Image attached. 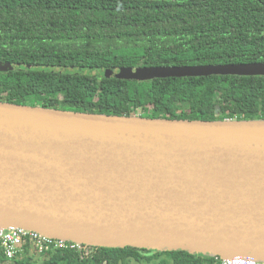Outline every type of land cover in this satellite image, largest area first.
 <instances>
[{"label": "water", "instance_id": "1", "mask_svg": "<svg viewBox=\"0 0 264 264\" xmlns=\"http://www.w3.org/2000/svg\"><path fill=\"white\" fill-rule=\"evenodd\" d=\"M264 76V63L106 70ZM0 228L86 247L264 262V120L96 115L0 102Z\"/></svg>", "mask_w": 264, "mask_h": 264}, {"label": "trees", "instance_id": "2", "mask_svg": "<svg viewBox=\"0 0 264 264\" xmlns=\"http://www.w3.org/2000/svg\"><path fill=\"white\" fill-rule=\"evenodd\" d=\"M253 63H264V0H0L2 103L149 119L264 120V76L105 75ZM31 249L27 243L12 261L35 264ZM41 256L46 264H219L210 255L132 247Z\"/></svg>", "mask_w": 264, "mask_h": 264}, {"label": "built area", "instance_id": "3", "mask_svg": "<svg viewBox=\"0 0 264 264\" xmlns=\"http://www.w3.org/2000/svg\"><path fill=\"white\" fill-rule=\"evenodd\" d=\"M27 243L40 255L64 250L86 252L90 248L67 241L47 238L32 231L17 228H0V247L7 260L20 257ZM213 258L219 264H264V262H257L251 258L242 256H234L227 259L215 256Z\"/></svg>", "mask_w": 264, "mask_h": 264}, {"label": "rangeland", "instance_id": "4", "mask_svg": "<svg viewBox=\"0 0 264 264\" xmlns=\"http://www.w3.org/2000/svg\"><path fill=\"white\" fill-rule=\"evenodd\" d=\"M235 71L236 74H231L230 72L232 71L231 69H228L226 72V75H241V76H260V75H246V70L245 68H235L233 69ZM33 249V248H32ZM31 249V250H32ZM155 251V250H152ZM35 251H31V253H33ZM157 252V251H155ZM160 252V251H158ZM33 261L35 264H46V259L44 256L39 255L37 252L34 254L33 256ZM0 264H15L14 261L12 260H5V261H0ZM125 264H145V263H136L134 261H127ZM151 264H157L156 262H152Z\"/></svg>", "mask_w": 264, "mask_h": 264}]
</instances>
